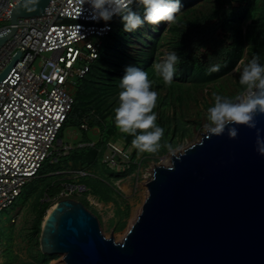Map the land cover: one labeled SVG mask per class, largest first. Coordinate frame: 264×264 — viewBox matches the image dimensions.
<instances>
[{
    "label": "rangeland",
    "instance_id": "1",
    "mask_svg": "<svg viewBox=\"0 0 264 264\" xmlns=\"http://www.w3.org/2000/svg\"><path fill=\"white\" fill-rule=\"evenodd\" d=\"M180 2L182 9L174 23L145 24L127 33L121 18L118 20L113 35L122 30L117 36L119 44L105 41L103 60L74 91L77 102L71 124L62 132L63 141L74 149L57 165L45 166L15 205L0 216V264H64L61 255H42L39 249L41 227L54 207V197L47 196V189L71 177L63 172L80 170L86 174L78 181L68 180L85 188L83 195L70 200L81 203L96 217L106 239L120 242L141 211L153 168L199 142L207 131L208 108L214 105V94L237 102L236 97L244 91L239 83L240 71L253 55L264 64V0ZM133 10L143 16V7ZM173 51L180 62L169 84L156 74L153 65ZM215 64L220 65L219 71H201ZM128 66L147 72L151 90L158 93L153 112L164 135L155 153L140 152L132 145L134 137L115 126L119 80ZM81 125L88 131L80 129ZM107 143L130 152L127 167L108 169L102 164L101 153L109 152L104 149ZM42 211L44 217H40Z\"/></svg>",
    "mask_w": 264,
    "mask_h": 264
},
{
    "label": "water",
    "instance_id": "2",
    "mask_svg": "<svg viewBox=\"0 0 264 264\" xmlns=\"http://www.w3.org/2000/svg\"><path fill=\"white\" fill-rule=\"evenodd\" d=\"M50 1L20 0L0 47L19 19L41 16ZM230 127L235 139L206 131L168 166L153 168L142 209L120 242L106 239L81 203L62 200L44 219L40 253L61 255L64 264H264V154L255 143L257 130L264 138V115L256 129Z\"/></svg>",
    "mask_w": 264,
    "mask_h": 264
},
{
    "label": "built area",
    "instance_id": "3",
    "mask_svg": "<svg viewBox=\"0 0 264 264\" xmlns=\"http://www.w3.org/2000/svg\"><path fill=\"white\" fill-rule=\"evenodd\" d=\"M19 1L0 0V37L9 32L10 13ZM91 13L88 3L80 7L78 0H51L41 16L19 19L14 36L0 47V74L20 52L0 82V216L45 166L57 165L74 149L62 138L74 91L99 60L120 19L93 21ZM80 129L88 131L84 125ZM104 149L109 152L101 153V162L108 169L127 167L129 151L111 143ZM63 174L77 181L86 176L80 170ZM68 180L51 204L84 194V186Z\"/></svg>",
    "mask_w": 264,
    "mask_h": 264
},
{
    "label": "clouds",
    "instance_id": "4",
    "mask_svg": "<svg viewBox=\"0 0 264 264\" xmlns=\"http://www.w3.org/2000/svg\"><path fill=\"white\" fill-rule=\"evenodd\" d=\"M80 7L88 3L92 9L93 21H110L113 16H119L123 23V31L134 32L145 24L159 25L174 23L177 14L181 12L180 0H78ZM143 7V16L133 10V5ZM105 28L102 31H107ZM155 30V29H154ZM180 57L177 52H170L161 63L153 68L165 83H172ZM220 65H211L208 71L217 72ZM121 91L118 95V107L114 108V122L118 130L133 138L132 145L140 152L155 153L160 148V140L164 129L157 123L153 112L156 107L158 93L151 90L152 82L148 73L139 67L128 66L119 80ZM239 83L244 91L236 97L237 102L214 94V105L208 108V123L205 125L208 138L220 136L227 130L229 139L238 135L235 127L241 125L248 129H256V116L264 115V64L259 62V56L253 55L250 61L242 67ZM256 146L260 154H264V138L256 131Z\"/></svg>",
    "mask_w": 264,
    "mask_h": 264
},
{
    "label": "trees",
    "instance_id": "5",
    "mask_svg": "<svg viewBox=\"0 0 264 264\" xmlns=\"http://www.w3.org/2000/svg\"><path fill=\"white\" fill-rule=\"evenodd\" d=\"M245 1H247V0H245ZM244 1V2H245ZM136 7V6H135ZM117 24V23H116ZM116 24H115V26H114V29L116 28ZM114 29H113V32H114ZM122 29H123V27H122ZM113 32L109 35V37H108V39H111L112 41H113V43L114 44H116V45H118L119 44V41H118V39L119 38H117V36L118 37H120L121 35H122V30L121 29H119V30H116V36H114L113 35ZM229 38V37H228ZM107 39V40H108ZM104 46H105V44H104ZM102 54L100 55V58H99V60L98 61H101V60H103L102 58ZM97 61V62H98ZM96 62V63H97ZM92 70H93V67H92V69H91V71L89 72V74L82 80V81H84L91 73H92ZM201 71L202 72H205V73H209V71L206 69V68H201ZM81 81V82H82ZM80 82V83H81ZM95 91V90H94ZM98 91H96V92H94V94H93V92H92V94L93 95H95L96 93H97ZM76 102H77V98H76V96H75V102H74V107H73V110H72V112H71V114H70V117H72V115H73V112H74V108H75V105H76ZM70 117H69V120L67 121V123H66V125L65 126H69L71 123H70ZM76 125V124H75ZM78 126V125H77ZM60 184H56V185H54V186H51V187H49L48 189H47V196L48 197H54V196H56L58 193H59V191H60ZM46 207H48V205L47 204H45V208ZM45 216V213H44V211H42V213L40 214V217H44Z\"/></svg>",
    "mask_w": 264,
    "mask_h": 264
},
{
    "label": "bare ground",
    "instance_id": "6",
    "mask_svg": "<svg viewBox=\"0 0 264 264\" xmlns=\"http://www.w3.org/2000/svg\"><path fill=\"white\" fill-rule=\"evenodd\" d=\"M169 163H170V158H165L164 161L162 162V165H164V166H168ZM151 173H152V172H151ZM150 177H151V176H150ZM145 189H146V192H147V187H146ZM147 193H148V192H147ZM145 197H146V195H145ZM143 202H144V200H143ZM142 204H143V203H142ZM54 207H55V204H54ZM54 207H52V208L48 211V213H50ZM141 209H142V207L140 208V210H141ZM135 220H136V216L134 217V222H135ZM134 222H133V223H134ZM133 223H132V224H133Z\"/></svg>",
    "mask_w": 264,
    "mask_h": 264
}]
</instances>
